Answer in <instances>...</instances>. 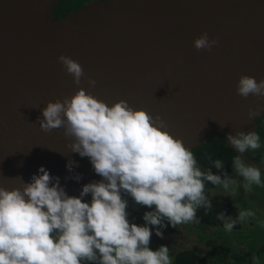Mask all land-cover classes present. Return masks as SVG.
Here are the masks:
<instances>
[{
    "label": "water",
    "instance_id": "95a60500",
    "mask_svg": "<svg viewBox=\"0 0 264 264\" xmlns=\"http://www.w3.org/2000/svg\"><path fill=\"white\" fill-rule=\"evenodd\" d=\"M56 2L0 0V184L29 180L41 164L69 194L101 179L63 127L39 126L46 101L78 87L61 52L83 65L86 89L91 76V90L107 102L124 97L160 113L191 148L244 121L248 131L264 114L248 115L264 98L236 91L241 73L264 76V0H90L58 17ZM204 30L218 38L210 50L193 45ZM69 159L77 161L71 171Z\"/></svg>",
    "mask_w": 264,
    "mask_h": 264
},
{
    "label": "clouds",
    "instance_id": "9594fccd",
    "mask_svg": "<svg viewBox=\"0 0 264 264\" xmlns=\"http://www.w3.org/2000/svg\"><path fill=\"white\" fill-rule=\"evenodd\" d=\"M217 43L207 30L193 38L198 50H210ZM57 59L78 87L47 100L37 117L39 126L63 127L64 135L72 138L70 148L86 155L101 179L84 183L78 195L69 194L59 176L41 164L29 180L21 177L19 184H0V264H173L166 244L149 246L151 233L163 236L165 221L172 226L199 222L197 209L212 207L206 182L227 195L240 187L250 191L253 185H264L261 167L242 156L250 148H260L256 130L226 133L240 153L232 157L235 175L211 155L209 166L202 168L191 145L170 131L160 113L134 107L124 97L107 102L91 90L94 77H87V89L81 84L85 71L78 59L63 52ZM236 91L264 98V76L241 73ZM261 107H249L248 115L256 116ZM75 163L67 160L69 171ZM73 178L79 180L80 174ZM86 194L89 199H83ZM128 196L149 206L143 213L145 223L129 220ZM253 216L251 208L239 209L235 216L224 210L217 213L226 231ZM156 225L160 227L153 228ZM252 260L256 264L258 258Z\"/></svg>",
    "mask_w": 264,
    "mask_h": 264
},
{
    "label": "rangeland",
    "instance_id": "374dc122",
    "mask_svg": "<svg viewBox=\"0 0 264 264\" xmlns=\"http://www.w3.org/2000/svg\"><path fill=\"white\" fill-rule=\"evenodd\" d=\"M88 1L90 0H57L56 4L52 8V15L55 16L57 13L68 12L70 10H73L81 6L83 3H86ZM250 130H253V127ZM208 183H211V182H206L205 187L209 192L218 193L219 190L221 189L220 186H216V185L211 186L212 184H208ZM247 193H251L252 195L251 197L253 199L250 202L251 204H249V201H243L244 203L243 202L240 203V206H241L240 209L251 208L255 211V216L248 218L242 223L238 222L237 224H235L234 225L235 228L237 225L241 224V227L238 226L239 228H241L240 231L239 230L235 231L234 228L231 231H226L222 227V228L214 229L213 231H211L212 235L207 237V238L219 237L220 240L222 239V241L224 242H228V243L231 242L232 244L231 245V248H232L231 255L232 256H231V260L229 264H244L248 260V258L253 253L256 252V250H258L260 247H264L263 245L264 244V216H262L264 215V185H253L252 189L248 191ZM127 199H128L127 211L129 213L128 218L136 219L137 221L143 224L145 222L143 220V213L146 210H150L149 206L142 205V204L135 202L131 196H128ZM260 206H262L263 211L260 210L262 209ZM152 207H154V205ZM225 208H226V212L231 211L229 207H225ZM165 223L167 224V221H165ZM196 223L199 229L204 230L205 227H203L202 224H200L199 222H196ZM188 224H189L188 227L192 229H188L184 231L185 233L180 232V231L177 232V229H176V233H173L172 229L168 230L166 228L167 234L165 233L166 235L165 242L164 240H161V241L152 240L150 241V245H151L150 247L156 248L160 244L165 243L169 248V254L172 257V261H173V257L175 253L183 249V247L181 246L182 245L185 246L186 241L191 242V245L195 241H200V242L202 241V239H200L199 236H201L203 232H199V231L197 232L193 230L195 229V226L192 221L188 222ZM168 225L170 227L172 226L171 224H168ZM177 225L173 227L176 228ZM251 225H254V226L252 227ZM156 226L160 227L159 225H156ZM182 230H183V227H182ZM201 238L204 239V237L202 236ZM169 243H172L171 244L172 246H170ZM180 243H183V244H181V246L178 247L177 245L178 244L180 245ZM238 245H239V250L241 251V253L238 250V247H237ZM256 264H264V258L256 262Z\"/></svg>",
    "mask_w": 264,
    "mask_h": 264
},
{
    "label": "flooded vegetation",
    "instance_id": "af4514ba",
    "mask_svg": "<svg viewBox=\"0 0 264 264\" xmlns=\"http://www.w3.org/2000/svg\"><path fill=\"white\" fill-rule=\"evenodd\" d=\"M65 13H67V12H65ZM65 13H57L55 16H57V17L58 16H62ZM252 127L260 135L261 146H260V148H257V149H251V148L248 149L245 153L242 154V156L244 158H246L248 162H254V163L257 164V166L261 167V179H264V114L261 115L260 117H258L255 120V122L252 125ZM235 132L236 131H234L233 134H235ZM225 137L227 138L226 135H225ZM238 154H240V153H238ZM202 168H205V167H202ZM233 175H235L234 172H233ZM208 184H211V183H208ZM211 186H213V185H211ZM205 191H206L207 194H209V196H210V198L212 200V207H211V209H208L206 211V213L207 214H213L214 217H215V222L213 223V221H210V220H203L202 218L197 216L199 218V223L202 224L203 227H205L204 230H203V229H199L198 228L197 223L195 221H192L194 223V226H195V229H193V230H195L197 232L198 231L199 232H203V234L201 236L204 237V239L209 237L210 235H212L211 231H213L214 229H218V228H222L223 227V221H221L217 217V213L218 212L224 210L226 214H232L233 216H235L237 211L241 207L240 206L241 202L249 201V204H251L250 202L253 199L251 197L252 196L251 193H247L248 191L246 192L243 187H240L238 189V191L235 194H232V195L225 194L223 192L222 188L219 190L218 193L217 192H209L206 188H205ZM225 207H229V209L231 211L230 212H226V208ZM260 207L262 208V206H260ZM260 210L263 211V208L260 209ZM262 216H264V215H262ZM129 220L137 221L136 219H129ZM188 225H189L188 222L187 223H180L175 228L173 226L170 227L168 224H166V226L161 229L162 232L164 233V235L160 236L159 239L154 238V237H150V241H152V240H158V241L159 240L160 241L164 240V242H165V240H166L165 233L167 234V229L168 230L172 229L173 233H176V229H177V232L180 231V232L185 233L184 231H186L188 229H192V228H189ZM238 226L241 227V224L236 226L237 229L234 227L235 231H238V230L240 231L241 228H239ZM251 226L253 227L254 225H251ZM182 227H183V230H182ZM201 236H199V238L202 239L201 242L200 241H195L191 245V242H187L186 241V245L185 246H183V245L181 246V244H183V243H180V245L178 244L177 246L178 247L181 246V247H183V249H181V250H179V251H177L175 253V255L173 257V264H174L175 256L179 252H184V251H187V250L195 251L198 254V256H199L198 261L202 262V264H229L230 263L231 256H232L231 255V253H232V248H231L232 244H231V242L230 243L224 242V241H222V239L220 240L219 237H210V238H207V239L204 240L203 238H201ZM210 240H216V241H218L219 244L223 245L224 247L225 246L229 247V250H230L229 251V255L230 256H229V259L227 261H222V260H220L218 258V254H216V252H214V249H213L211 243L209 244ZM171 244L172 243H169L170 246H172ZM149 246H151V245H149ZM237 247H238V250H239V245ZM240 253H241V251H240ZM253 256H256L258 258V260L256 262H258L259 260L263 259L264 258V247H260L258 250H256V252L253 253L244 264H253V260H252Z\"/></svg>",
    "mask_w": 264,
    "mask_h": 264
},
{
    "label": "trees",
    "instance_id": "16d2710c",
    "mask_svg": "<svg viewBox=\"0 0 264 264\" xmlns=\"http://www.w3.org/2000/svg\"><path fill=\"white\" fill-rule=\"evenodd\" d=\"M226 134H219L213 137L212 139L200 144L197 147L191 148L193 151L197 162L202 167H207L210 164L208 156L211 155L212 158H219L224 162V168L230 174L233 175L232 170V157L238 155L236 149L228 142V139L225 137ZM214 172L219 171L218 169H212ZM207 210L203 207L198 208L196 216L202 218L203 220H210L215 222V217L213 214H207ZM208 215V216H207ZM214 252L218 254V258L222 261H227L229 259V247L223 246L218 243L216 240H210ZM198 254L193 250H187L184 252H179L174 259V264H202L198 261ZM86 264H94V262L87 261Z\"/></svg>",
    "mask_w": 264,
    "mask_h": 264
},
{
    "label": "bare ground",
    "instance_id": "6f19581e",
    "mask_svg": "<svg viewBox=\"0 0 264 264\" xmlns=\"http://www.w3.org/2000/svg\"><path fill=\"white\" fill-rule=\"evenodd\" d=\"M248 122H249V121H244V122L238 124L235 128H238V129H240V128H246L247 126H249V125L247 124ZM232 131H236V130L232 128Z\"/></svg>",
    "mask_w": 264,
    "mask_h": 264
}]
</instances>
